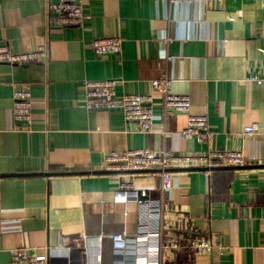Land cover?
Wrapping results in <instances>:
<instances>
[{
    "label": "crops",
    "instance_id": "1",
    "mask_svg": "<svg viewBox=\"0 0 264 264\" xmlns=\"http://www.w3.org/2000/svg\"><path fill=\"white\" fill-rule=\"evenodd\" d=\"M54 2L0 0V46L50 49L46 65L0 64V264L20 248L47 264H96L100 237V264H116L108 238L116 233L131 243L123 264H156L162 246L163 264H187L181 247L209 233L226 255H196L193 264H264V0H86L88 19L71 28L53 22ZM113 37L122 40L121 55L97 56L92 41ZM163 77L174 81V94L190 97L193 114L207 115L211 141L179 135L186 115L165 119L151 86ZM109 79L119 95H152L157 129L170 136L141 133L121 110L88 111L84 82ZM19 89L32 94V122L23 129L13 117ZM254 124L260 132L244 135ZM139 149L239 150L246 165L175 171L171 200L159 175H136L125 190L128 177L103 170L107 153ZM175 210L188 230L164 228Z\"/></svg>",
    "mask_w": 264,
    "mask_h": 264
},
{
    "label": "built area",
    "instance_id": "2",
    "mask_svg": "<svg viewBox=\"0 0 264 264\" xmlns=\"http://www.w3.org/2000/svg\"><path fill=\"white\" fill-rule=\"evenodd\" d=\"M215 0H201L205 6H210ZM86 0H56L48 6L49 14L57 25L65 28L82 27L88 19L85 11ZM91 47L97 56L121 55L122 40L119 37L95 39ZM167 60H172L165 53ZM50 60V49L42 45L35 50L25 52H14L8 46H0V64L9 66H22L30 64H47ZM260 82V81H258ZM174 81L167 77L156 79L151 82L153 91L159 93L163 98V110L165 119L171 115H186L187 126L179 133L183 139L195 140L199 145H203L214 137V133L209 128L207 115H195L192 113L191 99L187 95H177L172 92ZM117 81L113 79L85 81V108L88 111H111L121 110L126 122L137 123L140 132L143 134H161L169 137L170 133L164 126L157 129L153 110L152 95H119L116 91ZM32 94L27 89H19L13 95V117L20 129L28 127L32 122ZM260 126L254 124L245 127L243 134L247 136L257 135ZM246 165V159L242 151H207L189 152L175 154L166 149L161 151H151L147 149L113 151L105 155L103 170L109 174L125 175L126 180H121L120 187L130 190L135 187L134 179L136 175L147 174L150 176L159 175L161 179V191L167 194L169 199L174 198L173 173L175 171L202 170L210 175L216 169L242 168ZM142 196L147 197V192L142 191ZM143 208L149 205L148 200L140 202ZM162 215L164 206L160 208ZM152 219L158 220L155 214ZM163 227L156 231L154 236L162 239ZM167 230L176 232L188 230V220L179 210H175L174 220L164 227ZM150 233H145L143 237L149 239ZM161 237V238H160ZM115 253L116 264H123L121 259L131 246L129 239L124 233L109 235ZM161 241V240H159ZM102 237L98 239L97 253L95 255L96 264L102 261L100 243ZM66 243L63 242V248ZM163 246L157 249L158 257L156 264H163ZM181 249L187 252V264H193L196 255H212L214 251L223 257L226 249L219 244L218 237L213 234H202L192 240L190 244L183 245ZM31 248H20L11 251V261L6 264H47L46 259L39 257ZM160 250V251H159ZM219 264V263H216Z\"/></svg>",
    "mask_w": 264,
    "mask_h": 264
},
{
    "label": "water",
    "instance_id": "3",
    "mask_svg": "<svg viewBox=\"0 0 264 264\" xmlns=\"http://www.w3.org/2000/svg\"><path fill=\"white\" fill-rule=\"evenodd\" d=\"M225 169V168H224ZM190 171H192V170H190ZM198 171V170H197ZM199 171H202V170H199ZM46 176H48V175H46Z\"/></svg>",
    "mask_w": 264,
    "mask_h": 264
}]
</instances>
